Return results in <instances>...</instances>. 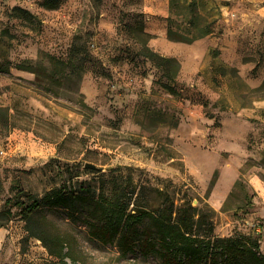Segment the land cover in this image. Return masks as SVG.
Wrapping results in <instances>:
<instances>
[{"label": "rangeland", "instance_id": "rangeland-1", "mask_svg": "<svg viewBox=\"0 0 264 264\" xmlns=\"http://www.w3.org/2000/svg\"><path fill=\"white\" fill-rule=\"evenodd\" d=\"M42 2L0 0V61L12 64L0 74V107L16 126H0V212H12L0 264L56 261L8 199L61 187L110 197L115 184L150 209L191 201L215 236L257 238L264 256V0ZM144 41L179 61L173 82L141 56ZM74 49L80 80L62 65ZM45 214L75 238L77 264H161L102 245L64 209Z\"/></svg>", "mask_w": 264, "mask_h": 264}, {"label": "trees", "instance_id": "trees-1", "mask_svg": "<svg viewBox=\"0 0 264 264\" xmlns=\"http://www.w3.org/2000/svg\"><path fill=\"white\" fill-rule=\"evenodd\" d=\"M61 1L43 0L42 6L56 10ZM12 11L26 17L32 16L19 7ZM168 38L178 42L189 41L184 34L171 30ZM144 44L140 50L141 56L161 69L163 76L173 82L179 75V61L159 54L147 46L145 41ZM83 64V61L76 58L74 49L69 61L62 63L68 67L67 79L77 73L80 80L82 72L78 67L83 68ZM11 67V62L0 61V74L9 73ZM18 68L32 72L37 77L46 71L39 64L23 63ZM165 87L174 91L169 84H165ZM12 117L8 108L0 107L1 127L15 128ZM133 196L134 192H128L119 184L114 185L110 197L104 192L95 196L90 188L86 192H68L61 187L47 193L42 200L25 194V198L20 196L18 199H8L6 204L12 203V206L19 209L28 237L41 241L49 255L55 258V264H77L80 259L76 252L75 238L48 221L46 207L64 209L73 218L82 217L92 239L105 246H115L124 255L137 249L143 256L154 257L161 264H264L257 238L242 235L229 238L215 236L210 217L194 208L191 201L176 204L171 198L150 209L132 203ZM249 203L252 204L251 201ZM11 213L9 209L0 212V229L7 227Z\"/></svg>", "mask_w": 264, "mask_h": 264}, {"label": "water", "instance_id": "water-1", "mask_svg": "<svg viewBox=\"0 0 264 264\" xmlns=\"http://www.w3.org/2000/svg\"><path fill=\"white\" fill-rule=\"evenodd\" d=\"M86 167L89 169H92V170H98V167L94 164L88 163V164H86Z\"/></svg>", "mask_w": 264, "mask_h": 264}]
</instances>
